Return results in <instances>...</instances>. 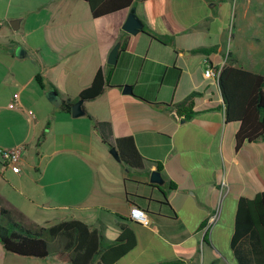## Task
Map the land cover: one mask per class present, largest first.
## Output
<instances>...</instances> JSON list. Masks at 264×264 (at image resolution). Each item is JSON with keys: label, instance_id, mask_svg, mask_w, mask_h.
I'll return each instance as SVG.
<instances>
[{"label": "crops", "instance_id": "obj_1", "mask_svg": "<svg viewBox=\"0 0 264 264\" xmlns=\"http://www.w3.org/2000/svg\"><path fill=\"white\" fill-rule=\"evenodd\" d=\"M261 4L133 0L94 17L86 0H0V148L22 144L18 173L0 155V203L34 227L80 219L103 246L120 224L129 226L137 242L113 264H239L235 217L240 198L264 190V138L236 149L240 124L225 120L218 73L231 53L233 65L264 76ZM132 6L144 27L128 34L122 24ZM166 15L173 25L158 22ZM117 41L116 62L108 64ZM202 47L213 49L195 51ZM208 65L216 73L205 77ZM99 68L102 92L83 100L84 114L65 112L62 100L76 99ZM125 85L130 93H122ZM193 91L185 119L174 104ZM101 133L109 143L132 136L142 169L116 160ZM158 165L163 185L149 181ZM162 192L173 213L158 206ZM136 204L146 225L130 217Z\"/></svg>", "mask_w": 264, "mask_h": 264}, {"label": "trees", "instance_id": "obj_2", "mask_svg": "<svg viewBox=\"0 0 264 264\" xmlns=\"http://www.w3.org/2000/svg\"><path fill=\"white\" fill-rule=\"evenodd\" d=\"M94 17L108 14L121 8L129 7L133 0H86ZM212 47L197 48L195 51L207 54ZM231 53L218 73V84L225 105V120L239 122L235 132V147L238 149L244 141H255L264 138V76L255 71L236 67L232 64ZM103 69L99 68L91 84L81 89L76 99L64 98L61 108L70 113V108L78 99L91 100L97 97L105 85ZM197 91L189 93L182 101L174 104L176 113L185 119L193 114V99ZM102 140L108 142L102 134ZM109 147L115 146L121 162L130 168L142 169L144 159L136 148L132 136L116 137ZM160 165L157 169L160 170ZM154 185V184H151ZM175 186L169 183V188ZM158 201V206L166 205L172 213L165 192ZM135 206H138L136 204ZM140 207V206H138ZM16 210V209H15ZM18 215L24 216L16 210ZM11 208L0 203V243L5 250L24 257L45 258L51 253L50 243L56 246L55 254L67 264H113L119 260L137 242L134 231L125 224H120L119 234L115 241L105 246L99 231L80 219L56 221L47 226H35V230L24 228L13 222ZM5 224L1 223L3 217ZM244 238V239H243ZM232 248L239 264H264V190L252 198H240L237 207ZM170 264V263H167Z\"/></svg>", "mask_w": 264, "mask_h": 264}, {"label": "rangeland", "instance_id": "obj_3", "mask_svg": "<svg viewBox=\"0 0 264 264\" xmlns=\"http://www.w3.org/2000/svg\"><path fill=\"white\" fill-rule=\"evenodd\" d=\"M260 2L262 1L261 4V18H260V36H259V47H262L264 49V20L262 21V18L264 17V0H259ZM238 9V7L236 8ZM247 13L248 15H253L252 11V5L247 7ZM168 14V13H167ZM167 17H160L157 18L159 23H162L163 25H173V22L171 21V16L166 15ZM252 32V28H246L244 30V33L246 36H250ZM247 40V39H246ZM8 208H11L10 206H7ZM18 208V207H17ZM10 217L13 222L20 223L21 225L24 226V228L29 229V230H35L36 227L30 225L27 223L26 219L22 218V216H19L18 213L16 212L15 208H11V213ZM7 221V218L4 216L1 219V223L5 224ZM50 245H52L50 243ZM53 251V252H52ZM14 252H10L4 249L2 244L0 243V264H52L53 261L57 259L55 256V250L51 249V254L47 258H39V257H24L23 255H18V254H13Z\"/></svg>", "mask_w": 264, "mask_h": 264}, {"label": "water", "instance_id": "obj_4", "mask_svg": "<svg viewBox=\"0 0 264 264\" xmlns=\"http://www.w3.org/2000/svg\"><path fill=\"white\" fill-rule=\"evenodd\" d=\"M136 8L132 6L130 8L129 14H127V17L125 21L122 24V29L127 32L128 34H135L140 30H143V22L142 20L136 15ZM14 21L19 23V19H15ZM11 26L14 29L18 28V24H14L13 20H11ZM120 50V42L117 41L111 51L108 53L107 57V63L108 64H115L116 62V56L117 53ZM19 52V51H18ZM131 92V86L130 85H125L123 87L122 93L127 94ZM50 97H54L55 93L54 91L49 93ZM83 100L78 99L74 102L72 107L70 108V113L73 117H77L79 115L84 114V110L82 107ZM109 153L118 161L121 162L120 156L115 148V146H112L109 148ZM149 181L152 183H157V185H163L164 184V178L162 177L160 171L158 169H153L150 171L149 174Z\"/></svg>", "mask_w": 264, "mask_h": 264}, {"label": "built area", "instance_id": "obj_5", "mask_svg": "<svg viewBox=\"0 0 264 264\" xmlns=\"http://www.w3.org/2000/svg\"><path fill=\"white\" fill-rule=\"evenodd\" d=\"M3 23L2 20H0V25ZM216 72L214 69L208 65L203 75L205 77L213 76ZM21 151H22V144L15 145L11 148H0V155L2 161L9 165L14 172L18 173L20 171V165L21 162ZM130 217L133 220H136L137 222L146 225L149 223L147 214L138 208V206H131L130 207Z\"/></svg>", "mask_w": 264, "mask_h": 264}]
</instances>
